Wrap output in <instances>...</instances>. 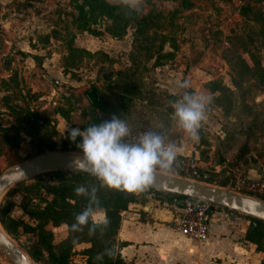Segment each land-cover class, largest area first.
<instances>
[{"label": "rangeland", "instance_id": "rangeland-1", "mask_svg": "<svg viewBox=\"0 0 264 264\" xmlns=\"http://www.w3.org/2000/svg\"><path fill=\"white\" fill-rule=\"evenodd\" d=\"M80 2L0 0V174L42 153L79 152L68 150L79 140L70 141L65 130L92 124L83 95L91 87L101 98L98 122L117 115L128 122L129 139L150 130H166L171 142L184 135L190 150L186 156L207 169L200 168L199 174L212 175L218 159L249 157L255 162L264 156V0H144L142 14L153 21L146 31L151 42L111 54L75 45L77 37L95 41L109 36L104 31L107 19L88 17L84 24L78 18ZM86 25L100 35L88 32ZM133 31L130 23L124 35L130 44ZM177 73L195 74L196 80L189 81V91L195 93H205L203 85L213 80L227 87L212 94L217 99L208 107L198 141L181 132L172 118L169 101L183 90H177L176 80L170 88L167 79ZM38 139L52 143L53 150L38 153ZM241 147L246 152L237 158ZM158 171L177 176L175 171ZM43 173L36 175L46 181ZM34 176L18 184L30 183ZM21 197L10 198L16 205L8 209L13 218L22 216L17 206ZM6 234L29 256L34 243L30 234ZM0 264H13L1 249Z\"/></svg>", "mask_w": 264, "mask_h": 264}, {"label": "trees", "instance_id": "trees-1", "mask_svg": "<svg viewBox=\"0 0 264 264\" xmlns=\"http://www.w3.org/2000/svg\"><path fill=\"white\" fill-rule=\"evenodd\" d=\"M77 14L84 24L89 20L88 17L107 19L109 24L104 28V31L115 39H121L125 35L129 24L132 23L134 25L131 42L132 50L137 49V45L151 42L146 31L153 25L152 18L144 14L130 13L128 10L116 6L114 2L81 0L77 8ZM85 29L88 32H93L94 36L100 35L99 32L90 29L89 25H86ZM136 37H141L142 41L136 40ZM258 70L262 73L263 67L258 65ZM122 75L125 77V74ZM203 89H205V93L211 94L227 91V87L216 80L204 84ZM83 95L91 108L88 114L91 115L92 123H98L95 112L101 108L99 93L91 87L86 89ZM214 99L217 98L214 97ZM45 148L53 150L52 143H45L42 139H38L36 143L37 152L40 153ZM242 148L237 158L246 152ZM68 150L79 151L76 144ZM221 162L222 160L218 159L215 163L220 164ZM43 174L48 176L46 181L41 178V175H35L32 182L27 184L23 182L8 190L0 204L1 226L13 237H16L17 234H30L33 237L34 243L27 252L31 259L38 264H70L73 262L72 256L77 253L83 257L84 264H124L116 250V247L122 245V243L115 240L119 228L120 213L126 209L129 203H144L146 200L145 194L149 192H153L160 203H171L173 199L179 197L151 189L145 193L130 194L101 188L98 196L110 220L108 229L92 237L87 235V228L82 233H70L65 229V236L61 240L55 241L53 228L66 223L71 225L74 222V215L81 212L86 204L83 197L75 195V187L78 184H95L97 182L84 172L55 170ZM199 179L205 182H215L221 186L224 185V182L216 181L213 174L209 176L200 174ZM19 194L22 197L17 206L22 216L13 218L8 214V209L16 205L13 204L14 202L12 203L10 198ZM245 217L249 220V223L243 235L244 240L248 241L252 245L253 251L260 256L259 264H264V221L253 217ZM81 243H87L88 246L78 252L74 251L73 247ZM108 247L114 248L116 255L113 258L105 256L102 261L95 260L97 253Z\"/></svg>", "mask_w": 264, "mask_h": 264}, {"label": "clouds", "instance_id": "clouds-1", "mask_svg": "<svg viewBox=\"0 0 264 264\" xmlns=\"http://www.w3.org/2000/svg\"><path fill=\"white\" fill-rule=\"evenodd\" d=\"M114 4L130 13L142 14L144 0H114ZM177 87L183 90L182 94L169 101L174 124L189 139L198 141L199 130L207 119V110L214 97L211 93L189 91L188 80L177 81ZM65 131L72 142L80 138L76 142L78 167L97 182L75 187V195L83 197L86 204L74 215L71 225H64L70 233H82L87 228V235L92 237L108 229L110 220L98 196L101 188L130 194L145 193L151 188L157 170L171 172L179 167L178 147L169 140L166 130L144 131L129 139L128 122L113 114L110 119L89 124L83 130L71 127ZM115 255V249L108 247L97 253L95 260L102 261L105 256L113 258Z\"/></svg>", "mask_w": 264, "mask_h": 264}, {"label": "crops", "instance_id": "crops-1", "mask_svg": "<svg viewBox=\"0 0 264 264\" xmlns=\"http://www.w3.org/2000/svg\"><path fill=\"white\" fill-rule=\"evenodd\" d=\"M95 39L81 41V38L77 37L74 42L77 47L89 50L88 45H91L108 54L120 51L128 53L131 49L130 40L126 39V36L121 39H112L109 36ZM193 77L189 73L187 75L177 73L170 75L171 79H167V82L171 84L169 87L173 88L174 80L181 81V78L182 81L196 80ZM168 92L174 95L176 90L170 89ZM173 142L178 147L179 155L190 154L189 140L184 135ZM207 163L211 166L212 162ZM199 165L202 168L204 166L203 162ZM212 167L214 169L211 173L214 177L224 182L220 187L229 189L231 181L237 176L257 179L264 171V156L255 162H251L249 157L241 160L224 159L220 164H212ZM145 198L144 203H129L120 213L115 240L122 243L116 250L124 264H259L260 256L243 237L249 223L246 215L239 213L225 215L226 213L215 211L216 217L211 216L208 221L206 238L194 240L174 230L171 224V211L166 202L160 203L154 196L153 199L158 201L156 203L146 194ZM175 200L177 201V198ZM56 230H59L58 236ZM53 235L55 241L61 240L65 236L64 225L53 228ZM87 246V243L77 244L74 250L78 252ZM74 256L73 260L77 264H84L79 253Z\"/></svg>", "mask_w": 264, "mask_h": 264}, {"label": "water", "instance_id": "water-1", "mask_svg": "<svg viewBox=\"0 0 264 264\" xmlns=\"http://www.w3.org/2000/svg\"><path fill=\"white\" fill-rule=\"evenodd\" d=\"M2 94L0 92V96ZM78 155L79 152L72 151L46 152L7 168L0 174V199L12 186L36 174L55 170L84 172L78 167L80 163L77 159ZM150 189L179 197L203 200L228 211L264 221V200L220 186H212L198 180L186 179L157 170ZM146 196L154 200L153 193H148ZM177 204H180L179 200ZM0 249L13 264H34L4 230H0Z\"/></svg>", "mask_w": 264, "mask_h": 264}, {"label": "built area", "instance_id": "built-area-1", "mask_svg": "<svg viewBox=\"0 0 264 264\" xmlns=\"http://www.w3.org/2000/svg\"><path fill=\"white\" fill-rule=\"evenodd\" d=\"M179 167L174 170L179 177L197 180L200 177L199 170L202 168L193 156L179 155ZM229 189L240 192L258 199L264 200V171L257 179L235 177L229 185ZM180 204H177V201ZM167 207L171 211V224L180 235L194 240H203L207 236V225L212 214L217 211L224 212L226 209L210 204L209 202L189 198L178 197ZM229 212L226 211L227 215ZM70 264H77L74 260Z\"/></svg>", "mask_w": 264, "mask_h": 264}, {"label": "bare ground", "instance_id": "bare-ground-1", "mask_svg": "<svg viewBox=\"0 0 264 264\" xmlns=\"http://www.w3.org/2000/svg\"><path fill=\"white\" fill-rule=\"evenodd\" d=\"M0 230L3 231V229L1 228V226H0Z\"/></svg>", "mask_w": 264, "mask_h": 264}]
</instances>
